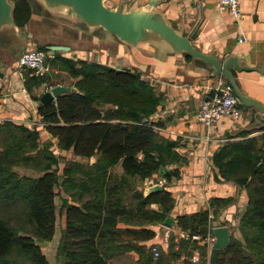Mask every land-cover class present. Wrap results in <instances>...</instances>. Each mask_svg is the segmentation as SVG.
<instances>
[{"label":"trees","instance_id":"1","mask_svg":"<svg viewBox=\"0 0 264 264\" xmlns=\"http://www.w3.org/2000/svg\"><path fill=\"white\" fill-rule=\"evenodd\" d=\"M12 2V18L23 26L29 16L28 3ZM37 48L49 49L47 45ZM53 52L54 57L48 59L50 72L66 68L73 78V90L43 105L41 94L35 96L33 91L50 82V72L26 71L24 86L38 101V118L57 137L59 148L75 156H95V161L68 160L59 181L58 159L46 146L39 147L36 126L0 122V264H48L41 244L51 240L56 230L55 197L60 189L69 193L73 203L61 200L65 225L56 248V264H112L111 259L131 249L145 255L146 249L138 241L154 233L141 225L163 222L175 199L164 188L144 196L132 178L144 181L161 173L169 182L179 168L167 166L184 161L176 149L178 142L159 135L151 122L161 93L136 72ZM211 158L217 170L215 180L242 186L247 200L239 215L241 239L230 236L215 264H264V130L257 137L223 143ZM118 163L123 168L120 175L108 171ZM16 165L41 175H18L13 170ZM231 201V197L214 198L211 204L225 207ZM151 203H158L161 209L150 208ZM123 217L128 225L118 228ZM177 223L202 238L213 233L208 229L206 210L179 215ZM191 243L182 238L180 251L188 248L192 254L199 246ZM171 248L170 243L169 255L175 254Z\"/></svg>","mask_w":264,"mask_h":264},{"label":"crops","instance_id":"2","mask_svg":"<svg viewBox=\"0 0 264 264\" xmlns=\"http://www.w3.org/2000/svg\"><path fill=\"white\" fill-rule=\"evenodd\" d=\"M26 1L29 16L23 26L16 25L13 20L11 23H2L0 27V120H12L28 127L36 126L40 134L39 147L46 146L58 159L59 181L63 178V167L68 160L82 164L95 161V158L88 161L77 159L75 155L70 158V150L59 148L57 137L51 135L35 116L38 101L25 88L24 77L21 78L17 73L19 55L36 40L40 41L36 33L45 28L56 34L55 39H43V45L48 48L54 44L69 47V50H59L60 56L105 64L118 70L128 69L148 80L161 93L160 103L150 116L151 122L155 123L154 130L161 136L177 141L176 149L184 158L181 163L167 166L169 169L178 167L179 173L161 185L175 199L167 213L173 221L170 226H166L164 221L142 224L141 227H147L154 233L152 237L138 241V244L145 247V255L131 249L111 259V262L190 264L191 254L187 256L179 249L182 238H179L178 232L182 228L177 223V216L206 210L208 229H211L212 226L223 225L219 221L232 218L237 208H244L245 189L232 181H216L214 174L217 170L211 155L223 143L259 136L264 130V114L260 118L253 106H243L241 120L233 121L224 117L207 127L197 118L199 106L214 90L228 85L222 75L214 74L212 63L176 49L169 40L151 30H145L136 40H123L101 25L83 20L70 5L47 0ZM9 2L13 5L12 0ZM104 3L122 11L149 10L185 36H190L197 29V35L190 39L192 45L198 51L218 58L237 56L239 65L249 67V70L241 71L229 67L238 88L245 95L264 104V0H240L242 14L238 18L222 9L219 0H104ZM15 42L20 45L19 49L13 47ZM72 81L66 68L51 69L52 85L73 87ZM43 90L44 85L41 84L34 88L33 94L42 95ZM34 121L36 123L31 124ZM58 156L68 159L60 161ZM108 171L120 175L123 168L118 163L108 168ZM136 179L133 177L132 181ZM136 189L144 196L154 190L150 185L139 183ZM228 197L238 202L234 201L227 207L211 204L214 198ZM62 199L73 203L69 193L60 189L55 197L58 224L52 239L42 244L48 264H56V248L61 228L65 225V209H60ZM125 203H129L128 197ZM149 207L161 209L158 203H151ZM127 225L123 217L117 227L125 228ZM190 241L199 246L201 255L197 264H211L209 259L213 242L204 238ZM170 243L175 254H168ZM152 245H157L162 255H167L166 259L149 262L151 258L147 251L148 248L151 250ZM46 249L52 251L53 258L47 254Z\"/></svg>","mask_w":264,"mask_h":264},{"label":"water","instance_id":"3","mask_svg":"<svg viewBox=\"0 0 264 264\" xmlns=\"http://www.w3.org/2000/svg\"><path fill=\"white\" fill-rule=\"evenodd\" d=\"M50 2H58L73 7L79 17L89 23H96L104 27L106 30L116 34L123 40H136L145 30H151L160 37L169 40L176 49L183 50L192 57H199L210 63L214 67V74L222 75L227 81L232 92L240 100L241 104L246 107L253 106L260 118L264 114V104L258 100L245 95L238 88L235 79L229 70L232 66L234 69L249 70L248 66L238 64L237 56H227L218 58L213 55L205 54L198 51L191 43V38L197 35V29L185 36L178 33L165 21L155 16L149 10L138 9L132 11H122L120 9L111 8L105 5L104 0H47ZM12 5L9 0H0V27L2 23L13 22ZM50 50H69L68 46L54 44L49 47ZM73 88L61 84L54 85L49 90L42 93L39 102L47 105L62 93L70 92ZM154 190L160 189L161 185L157 184L152 187ZM173 221L171 216H167L164 220L166 226H170ZM214 241L211 246L210 263L215 264L218 252L229 244L230 232L226 225H218L213 227Z\"/></svg>","mask_w":264,"mask_h":264},{"label":"built area","instance_id":"4","mask_svg":"<svg viewBox=\"0 0 264 264\" xmlns=\"http://www.w3.org/2000/svg\"><path fill=\"white\" fill-rule=\"evenodd\" d=\"M220 7L227 10L231 15L238 18L241 16L240 0H219ZM54 57L53 50H43L37 47H29L24 49L18 57L17 61V73L23 78L26 71H31L37 75H44L50 72V64L48 59ZM44 90H49L53 87L50 82L43 83ZM240 100L232 92L231 88L227 85L220 89H216L212 94L199 106L197 118L205 126L211 127L214 123L218 122L224 117H227L233 121L241 120L242 118V106ZM38 118V115H35ZM39 119V118H38ZM36 122H31L35 124ZM162 182V180H160ZM212 215H210L211 217ZM179 238L189 240H201V236L196 233L190 234L185 230L178 232ZM205 240L214 241V234H208L204 237ZM151 251L154 258L159 255V248L157 245L151 246ZM200 250L197 248L189 256L190 264H197L200 259Z\"/></svg>","mask_w":264,"mask_h":264},{"label":"rangeland","instance_id":"5","mask_svg":"<svg viewBox=\"0 0 264 264\" xmlns=\"http://www.w3.org/2000/svg\"><path fill=\"white\" fill-rule=\"evenodd\" d=\"M37 34V37H38V39L40 40V41H38V40H36L34 43H32V47H40L41 45H43V39H45V40H47V39H50V40H52V39H55V34L56 33H51V32H48L47 31V29L45 28V30L44 31H39V32H37L36 33ZM14 46H17V48L16 49H19L20 48V45L18 44V42H15L14 44H13V47ZM16 51V50H15ZM54 79H55V77H54ZM60 80H61V78H60ZM64 80H65V78H64ZM54 86V85H53ZM1 122L3 121V120H0ZM60 122H62V120L60 121ZM1 141V140H0ZM71 155H73L72 153L70 154V158H73V156H71ZM59 157V156H58ZM93 158H95L94 156L92 157H90V158H85V157H79V156H77V159H83L84 161H88V160H90V159H93ZM65 159H68V158H66V157H59V160L60 161H64ZM13 170H15L16 172H17V174L18 175H26V176H39V175H41V173L39 172V171H36V170H33V169H29V168H26V167H24V166H22V165H16L15 167H14V169ZM160 174L161 173H159L158 175H154L153 177H151V178H148V179H146V181H144V183L143 182H141L140 180H135V181H132V183L134 182L135 183V185L136 184H141V185H150L151 187H153V186H155V185H157V184H159V185H162V184H165V179H162L161 177H160ZM160 180H162V182H160ZM235 202L237 201L238 202V200L236 199V200H234ZM234 201H231V203H228V204H226V207L228 206V205H232V203L234 202ZM247 201V200H246ZM246 201H244L245 202V204H243L244 205V207L246 206ZM236 202V203H237ZM59 203V202H58ZM241 206V205H240ZM239 208H237L236 209V212H235V214H234V216L232 217V218H228V219H226V221H224V222H222V221H219L220 223H222L223 225H226V226H228V228H229V232H230V236L231 237H233V238H236V239H241V233H240V228H239V215L242 213V211H243V207L240 209V210H238ZM57 217V216H56ZM57 224H58V221L56 220V227H57ZM211 230H212V232H213V226L211 227ZM209 233H207L206 234V236L208 235ZM213 234V233H212ZM208 241H211V240H208ZM47 242V241H46ZM44 242H42V244H43ZM42 244H41V248H42V250H43V248H44V246H42ZM159 248V247H158ZM50 251H51V249H50ZM148 251H149V255H150V260L152 261V262H156V261H159V260H161V258H162V256H164V255H162V253H161V251L162 250H160L159 249V255H158V257L157 258H154L153 257V254L151 253V250H150V248H148ZM46 252H47V254L49 255V256H51V258H53V253H52V251L51 252H49L47 249H46ZM183 252L188 256V255H190V250L187 248V249H185V251L183 250ZM150 261V262H151Z\"/></svg>","mask_w":264,"mask_h":264}]
</instances>
